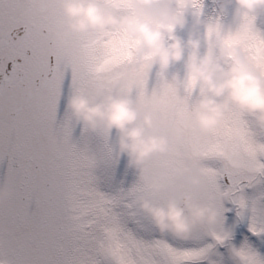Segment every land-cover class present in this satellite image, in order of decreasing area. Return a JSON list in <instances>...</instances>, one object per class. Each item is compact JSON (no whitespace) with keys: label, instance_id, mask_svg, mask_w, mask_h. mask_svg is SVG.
I'll list each match as a JSON object with an SVG mask.
<instances>
[{"label":"rangeland","instance_id":"rangeland-1","mask_svg":"<svg viewBox=\"0 0 264 264\" xmlns=\"http://www.w3.org/2000/svg\"><path fill=\"white\" fill-rule=\"evenodd\" d=\"M51 1L0 264H264V0Z\"/></svg>","mask_w":264,"mask_h":264},{"label":"flooded vegetation","instance_id":"flooded-vegetation-1","mask_svg":"<svg viewBox=\"0 0 264 264\" xmlns=\"http://www.w3.org/2000/svg\"><path fill=\"white\" fill-rule=\"evenodd\" d=\"M22 2L23 0H0V117L5 118L22 113L25 107L31 104L35 88H44L54 70L52 60L47 73L45 62L40 61L43 53L35 54L34 61L37 64L32 61L33 51L38 49L37 46L43 48L47 45V50L49 42H52L49 23L40 20V17L47 16L44 8L48 11L53 2L25 0L23 7ZM61 4L67 6L66 10L68 6L73 7L74 20L78 4L74 1L67 4L64 1ZM22 9L25 12H21ZM65 28V24L57 28L63 38ZM41 77L43 82L39 83Z\"/></svg>","mask_w":264,"mask_h":264}]
</instances>
